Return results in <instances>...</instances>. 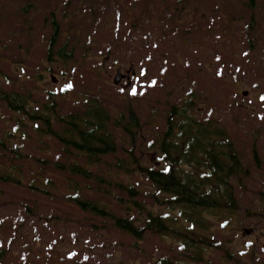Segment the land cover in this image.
Masks as SVG:
<instances>
[{"label":"rangeland","instance_id":"374dc122","mask_svg":"<svg viewBox=\"0 0 264 264\" xmlns=\"http://www.w3.org/2000/svg\"><path fill=\"white\" fill-rule=\"evenodd\" d=\"M4 1L7 0H0V48L6 47L5 52L0 50V60H6L2 65L7 67L2 81L4 90L37 101L44 97L45 88L52 82L61 83L68 76L65 86L70 91L59 95L60 114L75 106L71 97L75 91H80L75 96L87 92L96 96L97 91L109 100V106L117 112L131 106L140 116L144 138L135 146L124 140L119 146L118 155L125 158L135 156L146 162L143 143L152 139L150 132L153 130L148 120L150 106L154 102L162 106L161 103L166 101H179L191 86L201 95L199 106L202 116L211 118L213 114L219 115L229 123L230 128L233 121L238 123L236 129L239 127V132L235 134L236 138H240L238 145L244 148V158L251 159V162L246 161L245 164H254L250 149L252 146L261 159V168H264V105L257 100L258 95L264 97V0L256 2L255 18L260 24L252 27L246 26V23L253 11L250 13L248 7L241 6L236 0H225V7L218 5L220 0H197L199 3L195 5H198L199 11L204 12V17L183 24L175 20L171 27L167 18L169 14L159 0H92L85 5H82L83 0H68L67 3L61 0H40L41 6L55 1L59 3L58 6L67 4L63 7L62 16L55 15L57 22L69 15L68 6L72 8L77 4L80 5L79 10H72L77 11L79 16H86L82 20L71 16L68 21L71 26L70 46L73 45V56L76 59L74 66L65 74L67 76L56 73L58 80L52 79L50 72L45 69V50L41 43L43 31L49 35V30H45L49 23L45 25L43 22V28L39 25V20L45 14L40 11L37 4L39 0H25L23 3L17 0L21 14L13 9L15 6L11 9L3 8ZM103 2L105 4L101 6ZM195 5L191 4L188 9H195ZM235 5L243 11L240 16L233 9ZM82 6H90L93 13L88 15L90 9L83 10ZM27 10L31 12L30 16ZM226 11L233 14L235 21L233 18L225 20L224 16L228 14ZM173 14L174 18L183 15ZM136 15L141 22L130 28ZM232 20L230 27L225 29L224 23ZM80 21L85 22L80 27L76 26ZM30 25H33L30 34L26 35V27ZM165 26L167 40L163 41L160 37ZM183 27H187L190 36L184 35ZM136 29L141 34L137 32L133 40ZM177 29H181V32L178 37H173ZM146 33L151 37L143 40L142 35ZM230 36L231 41H228ZM213 38H217V49L207 50ZM105 55H109V58ZM116 64L118 67L125 66L122 71H128L129 74L130 64L135 69L130 80H120L122 86L128 81L125 85L127 88L112 85ZM243 90H247V93L244 94ZM128 100L132 105L127 104ZM1 113V118L10 119L11 114H7V111L1 109ZM9 126L13 127L12 124ZM32 129L30 141L25 143L16 139L15 143H23L26 155L40 160L55 174L52 197L35 198L37 195L27 192L23 184L26 180L25 168L18 161L17 167H14L19 172V175H15L17 181H0V249L4 254L0 264H32L45 260L46 256L47 261L41 264H52V261L56 264H145L149 254L172 256L182 248L178 240L172 237L161 239L152 235L143 240L145 249L139 252L129 236L108 225V218L101 219L77 210L67 200L66 187L72 182L57 166L58 156L66 158L64 148L58 146L57 141H52L55 136H37ZM59 129H56L57 132ZM253 131L259 132L258 139L254 141V136H251ZM48 134L54 135V132ZM261 168L252 166L250 177L243 181L244 186L237 187L235 191V215L242 223L236 224L234 218L231 222L241 231L227 229L218 234L219 238L225 240L222 244L226 248L229 245L237 253L240 250L238 254L244 260H252L254 257L255 260L264 261V217H256L259 211L264 210V205L260 204V207L258 198L255 200L256 194H253L257 174L264 177ZM110 172L115 176L110 177ZM110 172L106 174L118 181L115 171ZM59 179L65 182L60 191L62 182ZM126 180H132L131 176L128 175ZM113 187L108 185L107 190H111L114 195ZM114 196L118 197V192ZM103 197L109 207L118 212V201L109 202L110 195ZM29 203L32 205L27 211ZM146 204L149 206V199ZM153 207L155 210L157 203ZM161 209L170 211V206L163 204ZM211 220L215 226L216 216ZM183 225L186 223H176L177 227ZM208 241L213 242V237ZM210 260L211 264H221L216 258Z\"/></svg>","mask_w":264,"mask_h":264},{"label":"trees","instance_id":"16d2710c","mask_svg":"<svg viewBox=\"0 0 264 264\" xmlns=\"http://www.w3.org/2000/svg\"><path fill=\"white\" fill-rule=\"evenodd\" d=\"M237 1L253 10L249 23L257 24L255 18L257 0ZM186 2L195 4L196 1ZM180 6L178 2L175 11H178ZM171 17L169 15L167 17L170 24L174 21ZM64 50L65 45L62 44L56 51L53 50V55L49 52V57L52 56L50 59L62 54ZM71 60V53L66 51L57 62L65 66ZM45 95L48 96L46 99L35 101L39 104L38 108L30 105L29 98L22 94L4 90L0 83V106L7 114H11L10 121L3 119L0 123L6 126L9 122L17 129L14 131L11 127L10 130L4 128L0 131V181H17L15 175H19V172L14 167H17L18 161L25 168L27 164L31 168V171L26 173L28 187L45 197L51 194L54 174L43 171L33 164H40V161L24 153V147L15 143L18 135L14 136V133H21L20 140L23 142L26 140L23 136L29 134L25 132L24 126L29 125L33 127L34 134L45 136L47 132H51L54 125L56 126V123L52 124V119L57 116L58 127L63 126L57 133L58 143L66 146L64 152L67 160L65 167L60 169L72 182L66 187L67 200L77 210L101 219L108 218V225L129 236L133 241L132 245L138 248L139 241L148 235L156 234L161 238L171 236L179 240L184 252L186 250L190 252L180 263L174 262L172 257L160 255L149 264H194L203 260L211 243L208 237L215 231L209 229L214 228L213 224H210L211 218L216 216L217 227L225 229L230 225L228 220L226 225L220 223L221 214L232 213L235 207L234 193L229 191L233 187L230 179L247 175V166H244L243 158L244 148L238 145L239 139L229 135L232 131L228 133L223 129L211 139L212 134L201 133L186 121L189 119L188 113H184L182 119L178 118L176 105L170 104L169 112H166L165 116L160 114L163 120H166V129L157 132L153 141L156 144L153 148L155 150L157 148V153L162 157L159 163L161 165H150L152 162L149 158L144 162L135 156L127 160L117 159V197L104 187L92 190L85 181L93 178L104 180L98 169L93 171L87 166L98 164L103 154L117 147L109 110L94 98L74 95V101L78 102L80 99L81 105L78 103L74 108L60 114L59 97L55 96L54 92H47ZM127 110L126 116L118 112V122L113 125H118V134L127 131L132 138L134 129L137 130L139 126V117L131 107L128 106ZM43 111L45 115L42 114ZM33 122H39L40 125ZM20 128L24 131L19 130ZM251 152L253 160L257 163L259 158L254 147ZM201 153L203 155L198 157ZM84 160L85 166L79 162ZM130 173L138 175L140 181L126 180ZM61 182L59 191L65 186V182L63 180ZM103 195L111 196L109 202L118 201V212L115 208L109 207ZM147 199L150 202L149 206L146 204ZM258 199V204L264 202V192ZM156 203L157 208L154 210L153 205ZM163 204L170 206V211H162ZM262 213L258 212V216L264 217V211ZM178 222H184L186 225L177 227ZM194 223L197 228H194ZM192 233H196L197 236Z\"/></svg>","mask_w":264,"mask_h":264},{"label":"snow or ice","instance_id":"6c2138e0","mask_svg":"<svg viewBox=\"0 0 264 264\" xmlns=\"http://www.w3.org/2000/svg\"><path fill=\"white\" fill-rule=\"evenodd\" d=\"M262 100H264V97H261Z\"/></svg>","mask_w":264,"mask_h":264}]
</instances>
